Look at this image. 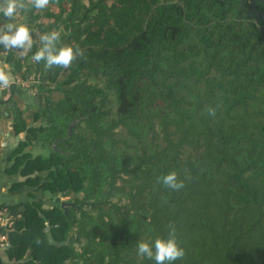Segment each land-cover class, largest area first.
<instances>
[{
	"label": "trees",
	"instance_id": "1",
	"mask_svg": "<svg viewBox=\"0 0 264 264\" xmlns=\"http://www.w3.org/2000/svg\"><path fill=\"white\" fill-rule=\"evenodd\" d=\"M11 22L33 45L0 61L32 95L11 85L0 121L23 135L9 189L31 200L0 203V264H155L138 243L170 226L173 264H264V0H53ZM53 31L69 68L32 59ZM173 171L178 191L158 179Z\"/></svg>",
	"mask_w": 264,
	"mask_h": 264
},
{
	"label": "clouds",
	"instance_id": "2",
	"mask_svg": "<svg viewBox=\"0 0 264 264\" xmlns=\"http://www.w3.org/2000/svg\"><path fill=\"white\" fill-rule=\"evenodd\" d=\"M53 0H0V14L3 21H0V47L4 49H19L27 53L33 45V35L26 24L15 25L11 21L15 19L18 10L34 8L43 10L49 7ZM41 47L34 53L32 59L39 63L45 61L48 69L55 67L69 68L72 62L77 59L78 50L72 46L57 48L60 40V33L53 31L44 34L39 38ZM82 54V53H80ZM11 86V73L5 67H0V89H7ZM210 115H215V110H209ZM164 186L172 190H180L184 187V181L178 178L176 172H171L158 178ZM137 254L154 260L155 264H173L185 256V250L181 247L175 236L174 227L170 226L167 238H156L154 241H140Z\"/></svg>",
	"mask_w": 264,
	"mask_h": 264
},
{
	"label": "crops",
	"instance_id": "3",
	"mask_svg": "<svg viewBox=\"0 0 264 264\" xmlns=\"http://www.w3.org/2000/svg\"><path fill=\"white\" fill-rule=\"evenodd\" d=\"M0 67H7L6 64L2 63L0 61ZM0 97L3 100L8 99L9 93L2 92L0 93ZM10 133L11 137H16L12 131L9 124L6 125L3 121H0V145L2 143L9 144V147L7 145L5 147L0 146V203L5 204H15L17 202L21 201H30L31 198L29 197V189L21 188L17 191H10V187L13 183L18 182L21 180L19 175H8L6 173V168L8 167V160H9V154H10V146L12 145L9 143V141L6 138V135ZM22 135V134H21ZM19 136V135H18ZM23 137V136H22ZM36 196V195H35ZM38 199L42 200L41 194H37ZM49 202L48 199H45L44 202ZM46 206V204H45ZM44 206V207H45ZM0 254L4 258V250L0 249Z\"/></svg>",
	"mask_w": 264,
	"mask_h": 264
},
{
	"label": "built area",
	"instance_id": "4",
	"mask_svg": "<svg viewBox=\"0 0 264 264\" xmlns=\"http://www.w3.org/2000/svg\"><path fill=\"white\" fill-rule=\"evenodd\" d=\"M7 69V67H5ZM33 79V78H31ZM34 82V81H32ZM35 83V82H34ZM11 85H15L17 88L27 90L32 95L30 90V84L28 82H22L20 79L11 75ZM8 92L7 89H0V93ZM14 226L13 217L9 215L6 208L0 207V249H6L9 246L8 231Z\"/></svg>",
	"mask_w": 264,
	"mask_h": 264
},
{
	"label": "water",
	"instance_id": "5",
	"mask_svg": "<svg viewBox=\"0 0 264 264\" xmlns=\"http://www.w3.org/2000/svg\"><path fill=\"white\" fill-rule=\"evenodd\" d=\"M28 95H30V92H28ZM7 100H8V99H6L5 101H7ZM23 101H24V104H27L28 102H29L30 104H34V102L37 101V99H36L35 96H33V97H32V100L27 101V100H24V99H23ZM7 107H8V105H5V106L2 108V112L0 113L1 116H2L3 113L6 111ZM76 123H77V122H74V123L71 124V126L69 127V129H68V135H69V136L71 135V130H72V128L76 125ZM5 139H7V140L9 141V143L12 144V145L10 146V149H13L14 147L17 146V144H18V143L20 142V140L22 139V135H19V136H16V137H13V138H12L11 135H10V133H8V134L6 135V138H5ZM6 145H7V147H9V144H7V143H2L0 146H1V147H5ZM55 201H56V200H55ZM62 206H65V203H62ZM72 206H73V205H72ZM45 208H46V207H45ZM45 233L47 234V240H48V244H49L50 246L54 245V246H56V247H59V246H61V245H64L63 242H61L60 244L55 243V241L52 239V237H51L50 234H49V227H48V224H46ZM66 264H68V262H67Z\"/></svg>",
	"mask_w": 264,
	"mask_h": 264
},
{
	"label": "rangeland",
	"instance_id": "6",
	"mask_svg": "<svg viewBox=\"0 0 264 264\" xmlns=\"http://www.w3.org/2000/svg\"><path fill=\"white\" fill-rule=\"evenodd\" d=\"M20 105H21V107H23L24 110H26V106H25V104H24V101H20ZM1 121H2V120H1ZM3 122L6 123V125H7V124H9L10 121H8V120L5 121V120H3ZM22 136H23V135H22ZM35 199L39 201L38 197H36ZM62 200H63V201H66L67 198H63ZM41 201L43 202L44 200H41ZM45 204H46V206H50V205H52V202H48V201H47V202H44V205H45Z\"/></svg>",
	"mask_w": 264,
	"mask_h": 264
}]
</instances>
